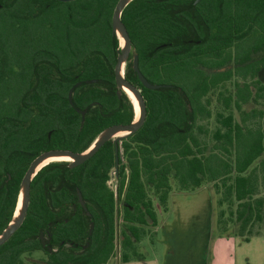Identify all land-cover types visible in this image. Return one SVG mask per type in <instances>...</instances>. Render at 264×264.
I'll return each instance as SVG.
<instances>
[{"label": "trees", "instance_id": "obj_1", "mask_svg": "<svg viewBox=\"0 0 264 264\" xmlns=\"http://www.w3.org/2000/svg\"><path fill=\"white\" fill-rule=\"evenodd\" d=\"M117 1L0 0V233L37 154L83 152L106 127L135 119L114 79ZM194 1L125 6L124 77L141 91L144 122L117 142V169L113 139L79 165L42 166L0 264H109L118 247L122 264L143 259L170 193L205 185L218 195L220 235L264 234V0ZM134 53L142 74L164 86L144 87ZM37 251L43 258L25 261Z\"/></svg>", "mask_w": 264, "mask_h": 264}, {"label": "rangeland", "instance_id": "obj_2", "mask_svg": "<svg viewBox=\"0 0 264 264\" xmlns=\"http://www.w3.org/2000/svg\"><path fill=\"white\" fill-rule=\"evenodd\" d=\"M113 174L108 184L115 188ZM217 199L209 185L171 192L168 210L158 212L154 235L141 243L143 259L124 264H264V234L244 241L239 236L218 233ZM41 258L40 251L24 256L28 263ZM120 260L118 247L109 264H122Z\"/></svg>", "mask_w": 264, "mask_h": 264}, {"label": "water", "instance_id": "obj_3", "mask_svg": "<svg viewBox=\"0 0 264 264\" xmlns=\"http://www.w3.org/2000/svg\"><path fill=\"white\" fill-rule=\"evenodd\" d=\"M60 1H70V0H60ZM131 0H118L115 4V7L113 9L112 18H111V25H112V31L116 34L117 38L119 39V35L121 36L123 43L120 44V50L116 58V62L113 68L114 72V79L115 84L119 89H122L124 91L125 88H127L129 91L133 93L135 96L137 102H138V108L139 113L138 116H135V119L126 124L118 123L113 124L105 129H103L99 135L95 138V140L92 142V144L83 152H75L69 149L64 148H51L48 150H44L37 154L29 163L28 168L26 169L20 183V190L17 200V205L13 214V217L11 221L8 223V225L4 228V230L0 233V245L3 244L9 237L17 230V228L21 225L23 222L28 205L30 200V184L31 180L34 177V175L37 173V171L44 165H46L49 162H46L42 164L47 158L52 156H69L71 160H68L69 166L73 167L76 165L81 164L82 162L89 159L96 151L99 150V148L109 139H113L115 142V145L117 142H119L122 138L125 136L134 133L137 131L140 126L143 124L145 116H146V106L144 98L141 94L140 89H138L136 86H134L131 82L126 80L124 77V66L126 63V60L131 52V40L128 34V31L124 25V23L121 20V13L125 6L130 2ZM199 0H195L194 3L198 2ZM134 73L138 76L141 83L144 85V87L148 89H157L160 86H164L157 83L150 82L140 71L139 65H138V55L134 53L133 55V64H132ZM95 81L87 80V83ZM81 82H77L68 92V99L71 101L72 98V92L75 86L79 85ZM125 93H127L125 91ZM128 94V93H127ZM130 98V97H129ZM132 101V100H131ZM133 103V102H132ZM82 116L85 114L86 110H79L77 109ZM122 133V134H119ZM50 135V132L48 133V136ZM115 154H116V167L118 166V152H117V145L115 147ZM51 162V161H50ZM78 201L80 205L85 210L86 214L90 216V212L87 210L81 191L77 188L76 189ZM20 200V205L18 208V202ZM92 229V225L90 226V230ZM41 241L43 246L45 245V240L43 238L42 233L40 234Z\"/></svg>", "mask_w": 264, "mask_h": 264}, {"label": "bare ground", "instance_id": "obj_4", "mask_svg": "<svg viewBox=\"0 0 264 264\" xmlns=\"http://www.w3.org/2000/svg\"><path fill=\"white\" fill-rule=\"evenodd\" d=\"M118 35H119V41L122 44L123 40H122L120 34H118ZM125 91L128 93V94L127 93L126 94L130 97V99L133 102L134 109H135V114H136V117H137L138 113H139L138 102H137L135 96L133 95V93L131 91H129L127 88L124 89V92ZM119 134H122V133H119ZM56 160H58V161H60V160L61 161H68V160H71V159H70L69 156H52V157L47 158L42 164H44L46 162H50V161H56ZM19 205H20V200L18 202V208H19Z\"/></svg>", "mask_w": 264, "mask_h": 264}, {"label": "crops", "instance_id": "obj_5", "mask_svg": "<svg viewBox=\"0 0 264 264\" xmlns=\"http://www.w3.org/2000/svg\"><path fill=\"white\" fill-rule=\"evenodd\" d=\"M131 262V261H130ZM134 262V261H133ZM127 263V262H126Z\"/></svg>", "mask_w": 264, "mask_h": 264}, {"label": "built area", "instance_id": "obj_6", "mask_svg": "<svg viewBox=\"0 0 264 264\" xmlns=\"http://www.w3.org/2000/svg\"><path fill=\"white\" fill-rule=\"evenodd\" d=\"M113 173V172H112Z\"/></svg>", "mask_w": 264, "mask_h": 264}]
</instances>
